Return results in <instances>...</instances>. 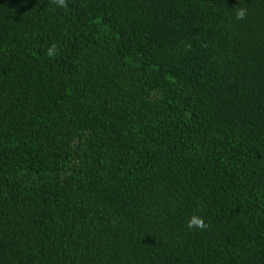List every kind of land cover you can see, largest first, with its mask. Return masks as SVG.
<instances>
[{
  "label": "trees",
  "instance_id": "trees-1",
  "mask_svg": "<svg viewBox=\"0 0 264 264\" xmlns=\"http://www.w3.org/2000/svg\"><path fill=\"white\" fill-rule=\"evenodd\" d=\"M0 264H264V0H0Z\"/></svg>",
  "mask_w": 264,
  "mask_h": 264
},
{
  "label": "clouds",
  "instance_id": "clouds-1",
  "mask_svg": "<svg viewBox=\"0 0 264 264\" xmlns=\"http://www.w3.org/2000/svg\"><path fill=\"white\" fill-rule=\"evenodd\" d=\"M53 3L56 4L57 7H64L65 0H53ZM233 18L235 21H243L248 14V10L246 7L236 5L232 9ZM57 54V49L55 45H52L48 48L46 55L51 58ZM208 225L204 222V219L201 216L192 215L188 219L187 228L188 229H198L205 230Z\"/></svg>",
  "mask_w": 264,
  "mask_h": 264
}]
</instances>
